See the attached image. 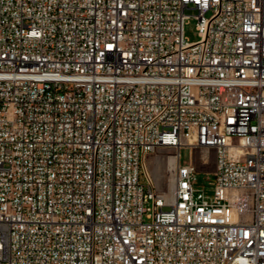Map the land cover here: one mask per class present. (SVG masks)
Returning a JSON list of instances; mask_svg holds the SVG:
<instances>
[{
    "label": "built area",
    "instance_id": "built-area-1",
    "mask_svg": "<svg viewBox=\"0 0 264 264\" xmlns=\"http://www.w3.org/2000/svg\"><path fill=\"white\" fill-rule=\"evenodd\" d=\"M0 264H264V0H0Z\"/></svg>",
    "mask_w": 264,
    "mask_h": 264
},
{
    "label": "rangeland",
    "instance_id": "rangeland-1",
    "mask_svg": "<svg viewBox=\"0 0 264 264\" xmlns=\"http://www.w3.org/2000/svg\"><path fill=\"white\" fill-rule=\"evenodd\" d=\"M186 13L193 15L196 13V10L193 8H187ZM185 35L189 39V41H196L198 39V31L196 28V19L190 17V19L185 24ZM170 152H177L172 150ZM199 154V156H203V165H211V161L207 162L206 154H211L210 147H200L195 150ZM205 154V155H204ZM166 155L167 151H157L151 154L148 157V172L151 176L156 180L159 191H165L169 188V184L173 183L174 174L171 175V172L166 169ZM165 157V160L163 158ZM191 158L190 150L187 148L181 149V162H189ZM209 177V178H208ZM198 184L200 187L206 188L208 191L213 186V176L210 173L201 172L198 174ZM170 179V181H169ZM172 179V180H171ZM164 209L168 210L169 207L165 206Z\"/></svg>",
    "mask_w": 264,
    "mask_h": 264
},
{
    "label": "bare ground",
    "instance_id": "bare-ground-1",
    "mask_svg": "<svg viewBox=\"0 0 264 264\" xmlns=\"http://www.w3.org/2000/svg\"><path fill=\"white\" fill-rule=\"evenodd\" d=\"M198 146L205 148L210 147V145H206V144H198ZM193 154L196 157L199 156L197 152H193ZM177 157H178V152H168L166 155V169L167 171L171 172V175L174 174V179H177L178 177V168L175 163L177 161ZM204 157H206L207 162L211 161V154H206ZM172 186L173 183L169 184V188L167 190L165 191L160 190L159 193H156V201H165V198H167V193L169 194L171 192Z\"/></svg>",
    "mask_w": 264,
    "mask_h": 264
}]
</instances>
